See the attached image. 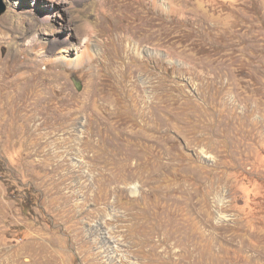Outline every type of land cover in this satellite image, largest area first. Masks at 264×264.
<instances>
[{
	"label": "rangeland",
	"instance_id": "374dc122",
	"mask_svg": "<svg viewBox=\"0 0 264 264\" xmlns=\"http://www.w3.org/2000/svg\"><path fill=\"white\" fill-rule=\"evenodd\" d=\"M2 2L0 264H264V0Z\"/></svg>",
	"mask_w": 264,
	"mask_h": 264
},
{
	"label": "water",
	"instance_id": "95a60500",
	"mask_svg": "<svg viewBox=\"0 0 264 264\" xmlns=\"http://www.w3.org/2000/svg\"><path fill=\"white\" fill-rule=\"evenodd\" d=\"M6 10V6L5 4L2 2V0H0V15L3 14ZM75 84L77 85L78 88H81L82 84L81 81L76 79L75 77H73Z\"/></svg>",
	"mask_w": 264,
	"mask_h": 264
},
{
	"label": "bare ground",
	"instance_id": "6f19581e",
	"mask_svg": "<svg viewBox=\"0 0 264 264\" xmlns=\"http://www.w3.org/2000/svg\"><path fill=\"white\" fill-rule=\"evenodd\" d=\"M77 61H79V60H77ZM75 65V64H74ZM107 241H105L104 243H106ZM111 257V256H110ZM112 257H114V256H112Z\"/></svg>",
	"mask_w": 264,
	"mask_h": 264
}]
</instances>
